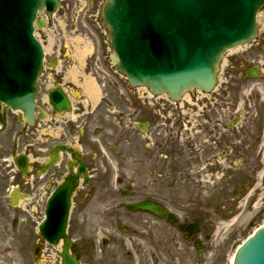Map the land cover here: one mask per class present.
I'll list each match as a JSON object with an SVG mask.
<instances>
[{
  "label": "flooded vegetation",
  "instance_id": "1",
  "mask_svg": "<svg viewBox=\"0 0 264 264\" xmlns=\"http://www.w3.org/2000/svg\"><path fill=\"white\" fill-rule=\"evenodd\" d=\"M41 110L27 128L21 113L7 111V127L0 132V264H24L26 250L38 259L46 244L40 227L47 202L70 176L75 179L72 205L87 201L85 207L91 197L112 193L114 180L124 178L148 181L146 195L133 201L169 207L165 181H192L195 217L185 222L198 221V233L183 232L178 220L169 223L168 215L158 219L134 213L145 215L129 229L131 246L142 256V236L162 239L168 234L172 244L177 235L195 241L210 238L204 221H211L210 227L217 219L233 223L244 211L253 225L264 219V208L259 209V180L264 192V10L256 39L224 55L211 91L196 88L173 100L144 88L119 93L110 84L95 105L81 101L75 115L62 118L51 110L44 117ZM3 111L0 107V126ZM57 147L58 160L47 167ZM120 164H126L127 174L115 176Z\"/></svg>",
  "mask_w": 264,
  "mask_h": 264
},
{
  "label": "water",
  "instance_id": "2",
  "mask_svg": "<svg viewBox=\"0 0 264 264\" xmlns=\"http://www.w3.org/2000/svg\"><path fill=\"white\" fill-rule=\"evenodd\" d=\"M59 4L0 0V103L22 109L29 122L44 57L34 36L35 23L43 28L46 21L38 16L45 8L50 15ZM262 5L264 0H107L102 24L109 28L112 61L130 83L176 98L196 86H214L221 55L256 34V13ZM51 102L56 109L68 107L60 89L51 93ZM62 191L48 206L51 218L56 215L58 220L47 222L43 230L55 243L65 237L63 264H80L69 253L71 240L64 232L69 202ZM131 207L158 212L147 202ZM234 264H264V227L238 249Z\"/></svg>",
  "mask_w": 264,
  "mask_h": 264
},
{
  "label": "rangeland",
  "instance_id": "3",
  "mask_svg": "<svg viewBox=\"0 0 264 264\" xmlns=\"http://www.w3.org/2000/svg\"><path fill=\"white\" fill-rule=\"evenodd\" d=\"M94 5L89 8L88 0H63L62 7L54 14L48 23L46 30L38 33V37L44 45L47 59H58L61 62H71V67L65 69L61 76L56 77V81L67 84L70 91L75 89L78 94L80 87H70L73 84L68 80L77 70L75 60L84 59L88 51L95 50L92 57L88 58V69L93 61H102L105 64L110 62L111 49L107 40V32L100 26V11L105 0H94ZM60 75V74H58ZM91 76L90 72L86 74ZM111 84L115 91L127 93L129 87L126 79L114 72ZM86 76V77H87ZM91 78V77H90ZM88 78V80H90ZM76 81L77 79L74 78ZM78 82V81H77ZM57 82L53 79L42 77L40 84L42 91L39 94L40 102L46 99L47 91ZM85 83V80H84ZM70 85V86H69ZM81 86L80 82L77 83ZM109 89V88H108ZM108 91V90H107ZM118 100L120 97L115 95ZM126 97V94H124ZM76 101L79 98H75ZM121 111V108H119ZM126 164H120V168L114 169L115 176L127 174ZM146 180H114L112 193L104 192L98 196L91 197L88 205L76 202L71 209L68 233L73 238V251L80 256L84 264H146L148 254L151 253L150 264H231V258L237 246L250 235L256 226L249 224L248 212L244 211L238 218V222L231 224L227 219H217L219 223L215 227H210L211 221H204L203 228L212 231L209 239L204 237L202 242L204 248L197 251L196 247L177 235V245L174 247L169 238H159L154 234V238L142 236L139 243L144 252L136 253L131 243L134 241L133 235L129 231H120L119 225L124 223L130 229L135 220H144L145 215L134 214L127 211L124 204L134 198L146 195ZM167 204L175 211L179 219L191 220L195 217L192 206L194 199L192 181L166 180ZM259 180V204L264 200V192ZM119 185V186H118ZM121 188L133 189L132 195H124ZM263 193V194H262ZM261 223V222H260ZM154 225V224H153ZM145 226V224H144ZM169 226V225H167ZM108 239L109 245L102 249V240ZM136 240V241H138ZM62 243L57 246L45 245L44 250L37 260L32 257V253L26 250L24 264H61L60 252ZM154 247L157 250L153 249ZM158 261V263H156Z\"/></svg>",
  "mask_w": 264,
  "mask_h": 264
},
{
  "label": "bare ground",
  "instance_id": "4",
  "mask_svg": "<svg viewBox=\"0 0 264 264\" xmlns=\"http://www.w3.org/2000/svg\"><path fill=\"white\" fill-rule=\"evenodd\" d=\"M90 86H91V83L89 84V88L91 89V87H90Z\"/></svg>",
  "mask_w": 264,
  "mask_h": 264
}]
</instances>
